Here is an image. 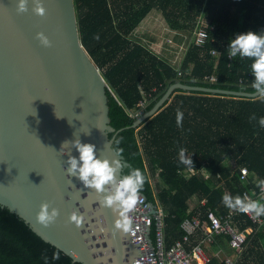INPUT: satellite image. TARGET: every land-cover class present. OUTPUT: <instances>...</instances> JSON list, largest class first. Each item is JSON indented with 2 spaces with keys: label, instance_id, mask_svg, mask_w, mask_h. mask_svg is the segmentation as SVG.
<instances>
[{
  "label": "trees",
  "instance_id": "trees-1",
  "mask_svg": "<svg viewBox=\"0 0 264 264\" xmlns=\"http://www.w3.org/2000/svg\"><path fill=\"white\" fill-rule=\"evenodd\" d=\"M81 43L110 90L107 92L110 125L126 127L116 134L113 147L122 148L129 166L147 177L141 192L146 200L156 199L167 213L165 235L168 244L179 239V225L187 216L188 201L201 199L206 207L228 208L222 197L241 196L264 180V99L190 91H173L170 100L153 116L129 127L138 115L150 110L175 82L187 85L255 93L252 88V61L239 56L228 59L229 41L241 30L264 32V0H73ZM160 12L170 29L182 30L189 42L178 67L133 40L132 30L152 10ZM199 18L206 19L209 40L196 46L192 34ZM96 37H99L98 39ZM218 52L211 56V50ZM180 75H177V72ZM214 75L216 82L204 80ZM241 80V82H239ZM177 109L183 112V126L176 124ZM255 114L256 120H250ZM128 126V127H127ZM111 133L109 136L111 137ZM120 140L117 145L116 140ZM139 139L162 150L158 158L147 157ZM186 149L193 168L205 169L208 177H184L187 167L180 163V149ZM248 171V184L241 182L239 167ZM157 174V177H156ZM150 177L154 179L151 183ZM225 252L228 238H218ZM58 254L59 259L54 258ZM240 264H264V223L249 236ZM0 264H80L42 240L29 226L6 208L0 207ZM210 264H223L212 257Z\"/></svg>",
  "mask_w": 264,
  "mask_h": 264
},
{
  "label": "water",
  "instance_id": "water-1",
  "mask_svg": "<svg viewBox=\"0 0 264 264\" xmlns=\"http://www.w3.org/2000/svg\"><path fill=\"white\" fill-rule=\"evenodd\" d=\"M18 2L0 0V207L72 262L156 264L146 235L154 209L144 195L140 193L137 206L128 214L130 230L114 232L117 216L99 203L103 194L66 171L67 151L77 158L79 153L70 143L61 146L76 138L95 145L97 157L127 165L113 147L116 134L126 127L110 125L107 92H113L81 43L73 0H40L44 16L35 14L33 0H28L27 12L18 13ZM41 32L51 47L41 45L37 39ZM177 88L237 97L258 95L175 82L129 127L158 112ZM124 167L116 174L118 180L124 176ZM43 203L49 204V211H59L48 227L36 219ZM73 211L84 216L81 227L69 222Z\"/></svg>",
  "mask_w": 264,
  "mask_h": 264
},
{
  "label": "clouds",
  "instance_id": "clouds-1",
  "mask_svg": "<svg viewBox=\"0 0 264 264\" xmlns=\"http://www.w3.org/2000/svg\"><path fill=\"white\" fill-rule=\"evenodd\" d=\"M33 11L39 16L45 15V8L40 0H33ZM28 11V0H19L17 6L18 13ZM97 39L99 37H96ZM37 39L44 47H51V41L42 32L37 33ZM228 54L230 57L247 58L252 61L251 75L254 77L252 88L261 99H264V32H252L238 34L235 39L229 41ZM255 114L250 120H256ZM183 112L177 109L176 124L178 127L183 126ZM260 127L264 128V117L258 120ZM88 134V133H87ZM71 144V149L75 148L79 157L72 156L71 151H67L68 160L66 171L69 176H76L88 188L94 189L100 197L99 203L102 207L110 208L117 218L114 221V232L120 231L126 233L130 230L131 219L128 215L138 204L140 193L144 189L147 177L139 168L129 166V172L121 179H117L116 174L124 167L119 159L109 161L107 158H100L96 155L95 145L91 143H82L79 138L73 141H65L62 148H66ZM117 145L120 140H116ZM117 156L122 155L123 149L116 148ZM65 154V153H62ZM186 149H180V163L193 167V162L189 156H186ZM258 187L264 188V181H260ZM224 205L241 213H253L255 216H264V203L259 201H245L241 197H230L225 194L222 197ZM49 204L43 203L36 215L37 221L48 227L55 223L59 216V211L52 208L49 211ZM84 216L73 211L69 216V222L74 223L76 227H81L84 222ZM103 230V229H102ZM55 259H59L58 254H54Z\"/></svg>",
  "mask_w": 264,
  "mask_h": 264
},
{
  "label": "built area",
  "instance_id": "built-area-1",
  "mask_svg": "<svg viewBox=\"0 0 264 264\" xmlns=\"http://www.w3.org/2000/svg\"><path fill=\"white\" fill-rule=\"evenodd\" d=\"M208 28H212V26L208 25L206 19L199 18L191 39L196 46L202 47L209 40ZM246 32L248 31L241 30L237 32L233 39L238 34ZM209 54L217 56L218 52L212 49ZM228 59L232 60L233 57L228 54ZM177 75H180L179 71ZM204 80L210 83L217 81L214 75H206ZM145 102V99L139 101L138 106L140 108L136 115L142 113ZM138 145L142 153L147 157L158 158L162 154L161 149L147 143L143 139H139ZM185 155L189 156L188 154ZM181 173L184 177H190L197 173L202 174L205 178L208 177V172L203 168L196 170L187 166ZM239 173L241 182L248 184V169L245 166H241L239 167ZM150 180L154 184L152 177H150ZM240 197L245 201L264 203V188L258 187V185L257 188L249 187L242 191ZM146 203H149V208L154 209V211L150 212L146 235L150 239L148 243L152 246V252H154L152 258L155 259L156 264H210L212 257L218 258L223 264H240L241 254L249 244V236L264 223V216L257 217L251 212L241 213L229 208L222 211L218 207H206L205 211L202 212L200 206H205L206 200L201 199L199 207L195 211L194 206L196 205L188 207L187 216L179 225L181 233L179 239L168 244L165 235V217L167 213L157 199L156 204H152L147 200ZM221 236L228 238L226 244L232 251V255L227 254L222 247L218 240Z\"/></svg>",
  "mask_w": 264,
  "mask_h": 264
},
{
  "label": "crops",
  "instance_id": "crops-1",
  "mask_svg": "<svg viewBox=\"0 0 264 264\" xmlns=\"http://www.w3.org/2000/svg\"><path fill=\"white\" fill-rule=\"evenodd\" d=\"M155 12L158 11L152 9L143 18V23L140 22L136 30L130 35H133L134 33H142L143 35H141V38L148 39L145 46L153 53L166 60L171 66L176 68L181 63L183 55L186 51V47L189 42L188 35H186L182 30L170 29L165 21L163 24H160L159 21L156 20L154 22V15L152 16V13ZM144 22H146V26H143ZM229 255H232V251Z\"/></svg>",
  "mask_w": 264,
  "mask_h": 264
},
{
  "label": "rangeland",
  "instance_id": "rangeland-1",
  "mask_svg": "<svg viewBox=\"0 0 264 264\" xmlns=\"http://www.w3.org/2000/svg\"><path fill=\"white\" fill-rule=\"evenodd\" d=\"M154 15V22H155V20L156 21H159V23L160 24H163L164 23V20H163V17L160 15V12L158 13V12H155V13H152V16ZM157 18V19H156ZM143 20V19H142ZM141 23H143L142 21H141ZM139 25V24H138ZM137 25V26H138ZM146 26V22H144V24H143V26ZM137 26L132 30V32L133 31H135L136 30V28H137ZM159 27H160V25H159ZM131 32V33H132ZM141 35H143L142 33H134L133 35H130L134 40H136V41H139L140 43H142V44H144V45H146V42L148 41V39L147 38H141ZM149 49V48H148ZM195 203H196V200H195V198H193V199H191V200H189L188 201V204H190V206H194L195 205Z\"/></svg>",
  "mask_w": 264,
  "mask_h": 264
}]
</instances>
